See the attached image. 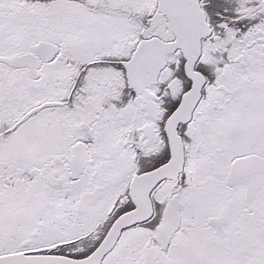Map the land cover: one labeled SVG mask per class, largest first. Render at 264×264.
<instances>
[{"label":"snow or ice","instance_id":"obj_1","mask_svg":"<svg viewBox=\"0 0 264 264\" xmlns=\"http://www.w3.org/2000/svg\"><path fill=\"white\" fill-rule=\"evenodd\" d=\"M0 264H264V0H0Z\"/></svg>","mask_w":264,"mask_h":264}]
</instances>
